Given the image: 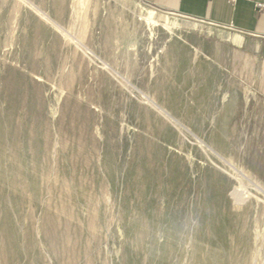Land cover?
Instances as JSON below:
<instances>
[{"label": "rangeland", "instance_id": "1", "mask_svg": "<svg viewBox=\"0 0 264 264\" xmlns=\"http://www.w3.org/2000/svg\"><path fill=\"white\" fill-rule=\"evenodd\" d=\"M208 36L141 0H0V264H264V88Z\"/></svg>", "mask_w": 264, "mask_h": 264}, {"label": "crops", "instance_id": "2", "mask_svg": "<svg viewBox=\"0 0 264 264\" xmlns=\"http://www.w3.org/2000/svg\"><path fill=\"white\" fill-rule=\"evenodd\" d=\"M205 25L213 60L248 87L264 88V0H141Z\"/></svg>", "mask_w": 264, "mask_h": 264}, {"label": "built area", "instance_id": "3", "mask_svg": "<svg viewBox=\"0 0 264 264\" xmlns=\"http://www.w3.org/2000/svg\"><path fill=\"white\" fill-rule=\"evenodd\" d=\"M230 1L231 2H236V1H239V0H230ZM245 1L256 2V0H245ZM256 4L260 8H263L264 7V5H262L261 3L256 2Z\"/></svg>", "mask_w": 264, "mask_h": 264}]
</instances>
